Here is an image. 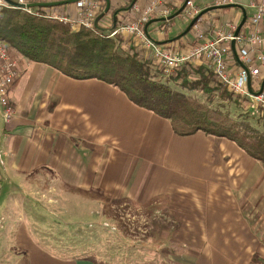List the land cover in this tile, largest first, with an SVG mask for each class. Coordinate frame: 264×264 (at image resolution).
I'll return each instance as SVG.
<instances>
[{
	"label": "crops",
	"instance_id": "crops-1",
	"mask_svg": "<svg viewBox=\"0 0 264 264\" xmlns=\"http://www.w3.org/2000/svg\"><path fill=\"white\" fill-rule=\"evenodd\" d=\"M131 1L113 0L110 10H125L106 16L114 24L131 20L133 9L126 8ZM224 1L242 8L204 14L206 38L220 30L236 33L245 12L240 31L247 32L249 19L264 4V0H195L202 11ZM147 2L133 0V4ZM59 12L77 15L74 3L63 5ZM180 14L171 19L154 16L148 24L149 36L176 52L198 42L194 31H187L191 21ZM225 43L229 65L241 66L238 43ZM21 63V78L11 93L14 122L3 124L0 135V207L5 202L4 181L22 176L25 186L19 183V189H96L110 202L124 199L156 210L166 206L171 220L165 233L170 237L167 250L173 258L185 253V264H251L255 256L264 261L260 161L226 137L203 131L177 134L170 119L136 105L103 80L70 77L27 58ZM29 69L33 72L26 79ZM34 235L28 223L16 230L17 244L26 253L22 264H110L87 256L55 257Z\"/></svg>",
	"mask_w": 264,
	"mask_h": 264
},
{
	"label": "trees",
	"instance_id": "trees-1",
	"mask_svg": "<svg viewBox=\"0 0 264 264\" xmlns=\"http://www.w3.org/2000/svg\"><path fill=\"white\" fill-rule=\"evenodd\" d=\"M102 1L105 5V0ZM132 4L133 0L126 8H132ZM106 6L103 16L111 11L110 8L106 12ZM120 10L125 9H114L112 14L116 15ZM96 28L73 30L69 23L18 8L4 9L0 17V39L28 60L52 66L70 77L97 78L112 84L136 105L170 119L177 134L189 136L203 131L226 137L264 167L262 111L263 117L256 121L257 125L247 118L234 117L223 109L224 105L233 101L242 107L244 100L220 83L215 91L212 81L216 78L208 68L205 73L203 68L186 63L167 75L164 67L153 65L137 49L119 51L120 41L108 38L104 34L106 29ZM193 68L200 70L203 77L194 80L191 77ZM200 93L207 95L204 101L197 96ZM215 98L222 100V106L213 107ZM260 125L263 129L259 128ZM253 261L255 264L263 263L258 256Z\"/></svg>",
	"mask_w": 264,
	"mask_h": 264
},
{
	"label": "rangeland",
	"instance_id": "rangeland-1",
	"mask_svg": "<svg viewBox=\"0 0 264 264\" xmlns=\"http://www.w3.org/2000/svg\"><path fill=\"white\" fill-rule=\"evenodd\" d=\"M62 6L51 8L61 10ZM179 16L189 20L183 13ZM101 23L105 27L114 24L110 15L104 16ZM191 31H194L193 26ZM116 39L121 43L119 51L132 52L135 48L147 61L158 65L151 49L143 43H137L128 35H120ZM21 58L25 59L22 55ZM193 65L207 72L206 66ZM32 72L33 69H29L25 78L29 79ZM191 73L194 80L203 77L197 68H193ZM212 85L215 91L220 87L217 79L212 81ZM197 96L202 101L207 97L204 93ZM213 105L222 106V100L215 98ZM223 109L234 117L247 118L255 125L263 117L260 111L251 105L246 106L245 102L241 107L228 101ZM259 128L263 129L262 125ZM19 183L25 186V176L5 180L1 191L5 202L0 207V264H22L26 259V253L18 246L16 237L18 226L25 223L30 224L34 238L58 258L68 254L87 256L110 264H185V253L175 256L176 261L167 250L170 237L165 233L171 226V220L170 212L164 210L166 206L156 205L163 207L157 211L155 206L144 208L123 202L124 199L110 202L96 189L82 192L74 188H50L47 189L50 195H46L45 188L19 189ZM251 264H255L253 259Z\"/></svg>",
	"mask_w": 264,
	"mask_h": 264
},
{
	"label": "built area",
	"instance_id": "built-area-1",
	"mask_svg": "<svg viewBox=\"0 0 264 264\" xmlns=\"http://www.w3.org/2000/svg\"><path fill=\"white\" fill-rule=\"evenodd\" d=\"M21 5L22 11L30 14H41L46 17L55 18L70 24L73 30L82 27L96 30L98 25L105 30L108 38H116L120 35H128L137 43H143L151 49L154 59L158 65L164 67L167 75L186 63L204 65L213 72L218 82L234 95L242 98L246 106L251 105L264 113V4L258 6L257 12L249 19L250 29L247 32L225 33L217 31L213 38H206L205 19L201 15L202 8L195 0H148L147 3H134L132 5L133 18L130 21H120L112 27H105L101 20L104 16V3L102 0H78L74 2L77 15L75 17L68 13L51 7H42L39 10L29 7V4L37 2H60L66 0H12ZM110 8L113 0H109ZM106 3V1H105ZM73 4V3H72ZM228 4V1L220 3ZM66 5V4H64ZM183 7V13L189 21L195 19L193 25L198 42L191 48L176 52L170 48L156 43L146 31V25L154 16L167 18L176 10ZM16 8L6 0H0V17L4 9ZM41 11L42 13H40ZM193 30V29H192ZM235 41L239 45L238 56L241 66L229 65V52L226 41ZM22 58L18 50L8 42L0 39V135L3 133V124L12 123L16 110L11 99L12 89L22 73ZM249 80L251 89H249Z\"/></svg>",
	"mask_w": 264,
	"mask_h": 264
},
{
	"label": "water",
	"instance_id": "water-1",
	"mask_svg": "<svg viewBox=\"0 0 264 264\" xmlns=\"http://www.w3.org/2000/svg\"><path fill=\"white\" fill-rule=\"evenodd\" d=\"M6 1L8 3H10L12 6L16 7V8H20L21 7L20 4L15 3L12 0H6ZM76 1H78V0H66V1H60V2H37V3L29 4L28 6L29 7H53V6H60V5H64V4H71V3H74ZM105 1H106V4H107L105 11L108 12L109 9H110V2H109V0H105ZM231 7H241V6L238 5V4H226V5H222V6H214V7H210L208 9L203 10L201 12V15H204V14H206V13H208V12L214 10V9H218V8H231ZM182 11H183V7H181L179 9V11L175 15H171V16H169L167 18L171 19L174 16L180 14ZM98 20H99V18L96 20V26H99L98 25ZM245 21H246V12H245L244 19H243L242 23L240 24V26L236 30V34H238L240 32V30H241L242 26L244 25ZM194 23H195V19L190 22V25H189L187 31H190L191 30V28L194 25ZM148 24L146 25V31L147 32H148ZM233 44H234V41H233ZM248 84H249V89L252 91V89H251V81L250 80H249ZM263 89H264V81L262 83V89L260 91H262Z\"/></svg>",
	"mask_w": 264,
	"mask_h": 264
}]
</instances>
